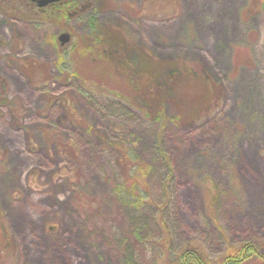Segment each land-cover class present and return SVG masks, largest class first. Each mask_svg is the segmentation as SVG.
I'll return each instance as SVG.
<instances>
[{
  "label": "rangeland",
  "instance_id": "1",
  "mask_svg": "<svg viewBox=\"0 0 264 264\" xmlns=\"http://www.w3.org/2000/svg\"><path fill=\"white\" fill-rule=\"evenodd\" d=\"M85 2L86 11L54 13L0 0L3 264H168L186 244L207 264L246 242L264 254V9L158 0V11L179 9L157 18L145 0ZM114 33L138 62L149 52L206 71L213 95L198 101L179 87L165 101L166 123L147 119L121 96L132 89L104 46ZM180 111L190 116L177 120ZM120 140L150 164L153 205L117 199Z\"/></svg>",
  "mask_w": 264,
  "mask_h": 264
},
{
  "label": "trees",
  "instance_id": "2",
  "mask_svg": "<svg viewBox=\"0 0 264 264\" xmlns=\"http://www.w3.org/2000/svg\"><path fill=\"white\" fill-rule=\"evenodd\" d=\"M79 1L80 0H66V2L56 3L54 4V13L65 12L66 9L77 6ZM157 1L158 0H145L144 3L145 10L153 11L150 13L152 17L166 18L177 14L179 6L172 8L171 10L164 9L158 11L156 9ZM20 5L24 8L28 6L36 12L37 10L39 12L41 11L38 5H33L28 0H20ZM49 6L50 5L46 7L48 8ZM154 8L157 11H154ZM259 9H264V0H249L246 7L248 12H254ZM109 38V44L106 43L104 46H106V48L109 46L108 51L111 54L110 61L114 64L117 61L116 67L119 70L118 72L126 78V81L132 89L131 92H125V94L121 96H124V98L127 99L125 101L143 110L144 116L147 119L156 121L161 120L162 124H165L171 117L165 112V101L167 98L169 99L171 97L181 95L176 93L177 88L179 87L182 92L184 88H188L189 96L192 93L191 91L194 90V98H197L198 101L204 99L207 101L209 100V97L213 95V93L207 94V90L211 89V82L213 81L212 78L208 76L206 71L195 66L193 63H188L187 61L180 62L159 60L155 59V57L149 52H145V54L142 53L139 57L141 61L138 62V60L133 58L131 59L128 55L127 48H129V46L125 38L118 33H114ZM213 91L215 95L216 90L214 87ZM204 92H206V94H204ZM182 96L188 97L185 94ZM191 98L192 97H190V99ZM205 101L204 103H206ZM207 108L208 106L205 109ZM202 111L203 107L200 106L199 113ZM197 112L194 111V113L198 115ZM188 115L189 112L180 111L178 115H176V119L182 121ZM116 145L121 151L122 160L120 161L124 168L123 180L118 182L116 181L114 184L117 199L126 205L133 206L132 208L134 209L140 208L142 205L148 203L152 204L151 201L153 199L151 196V190L149 182L146 180L151 169L150 164L145 161H141L138 156L132 154L130 151L131 148H129L123 140H120ZM160 215V218H158L159 224L162 226L164 231L172 234V228L165 211L162 210ZM2 217L3 215L0 210V264L4 263L3 259H6L7 251L10 249L11 245L8 235L9 232L3 224L4 218ZM172 240L173 237L171 239L168 238L164 240L165 242L160 241V248L163 249V251H165V249H169ZM253 245L254 244L246 242L238 245L237 247L229 248L226 250L223 257L217 260L216 264H252L254 261L256 264H264V254L261 249L262 245L258 244V248ZM180 261H184V264H191V262L193 264L208 263L202 248H199L198 246L190 247L188 244L185 246L183 245V251L179 253L177 259L169 262L168 264H178Z\"/></svg>",
  "mask_w": 264,
  "mask_h": 264
},
{
  "label": "water",
  "instance_id": "3",
  "mask_svg": "<svg viewBox=\"0 0 264 264\" xmlns=\"http://www.w3.org/2000/svg\"><path fill=\"white\" fill-rule=\"evenodd\" d=\"M58 0H36L37 4L39 6H46L47 4L51 3V2H55ZM71 38V34L68 31H63L59 34V39L61 41V43H65L67 41H69Z\"/></svg>",
  "mask_w": 264,
  "mask_h": 264
},
{
  "label": "flooded vegetation",
  "instance_id": "4",
  "mask_svg": "<svg viewBox=\"0 0 264 264\" xmlns=\"http://www.w3.org/2000/svg\"><path fill=\"white\" fill-rule=\"evenodd\" d=\"M32 1V4L33 5H38L37 4V2H36V0H31ZM62 2H66V0H58V1H55V2H51V3H49V4H47L46 6H48V5H54V4H56V3H62ZM89 3H91L90 1H88ZM89 3H87V2H85V0H83V1H79V6H78V8H81L82 10H88L89 9ZM39 6V5H38ZM46 6H39V8L41 9V8H45ZM42 10V9H41Z\"/></svg>",
  "mask_w": 264,
  "mask_h": 264
}]
</instances>
